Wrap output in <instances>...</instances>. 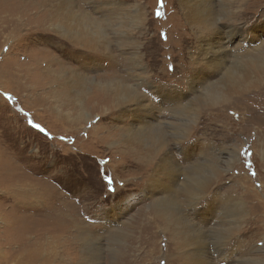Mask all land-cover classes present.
Here are the masks:
<instances>
[{
  "label": "rangeland",
  "instance_id": "rangeland-1",
  "mask_svg": "<svg viewBox=\"0 0 264 264\" xmlns=\"http://www.w3.org/2000/svg\"><path fill=\"white\" fill-rule=\"evenodd\" d=\"M57 1L0 0V264H29L18 247H30L33 240L42 244L52 234L73 239L76 220L86 223L101 248L89 264H190L183 257L187 248L175 242L184 231L155 230L148 222L142 227L145 218L138 213L158 217L152 198L166 192L147 189L138 155L120 152L126 143L120 129L143 121L132 118L129 107H114L108 92L96 87L112 75L140 83L135 87L154 123L172 122L166 137L181 170L206 157L216 161L196 204L178 199L179 216L194 219L204 234L199 247L204 264H264V85L243 94L232 91L215 108L198 105L196 97L221 74L202 67L201 57L194 59L208 40L198 41L181 0H70L72 12L84 10L104 29V54L57 33L62 18ZM236 1L238 9L243 5V20L236 22L232 47L239 46L241 54L264 49V0H226L224 7ZM17 17L23 24H14ZM133 56L143 71L132 64ZM76 74L92 84L74 92ZM189 104L195 115L175 112ZM29 120L46 132L29 127ZM193 120L187 138L175 141L174 126ZM245 149L250 156L243 155ZM227 151L235 152L233 161ZM28 188L38 192L37 199L24 194Z\"/></svg>",
  "mask_w": 264,
  "mask_h": 264
},
{
  "label": "bare ground",
  "instance_id": "bare-ground-1",
  "mask_svg": "<svg viewBox=\"0 0 264 264\" xmlns=\"http://www.w3.org/2000/svg\"><path fill=\"white\" fill-rule=\"evenodd\" d=\"M60 1L57 2H60V9L62 10L60 15H62V18L59 16L61 20L55 25L57 33L68 40L70 39L71 43L76 46L94 50L101 54L106 53L107 36L98 22L84 10L78 11L77 14L72 12L69 9L70 0ZM236 2V6L228 7V9L224 7L226 6V0H181L186 21L197 35L198 41L204 42L208 40L206 44L202 43L199 45L194 59L201 57L202 60H205L204 62L201 61L202 67L209 70L208 67L211 66L214 68L212 74H221L220 78L206 85L201 96L196 97L195 101L197 100L198 105L206 104L211 106V108L215 105L221 106L219 103L224 102L228 93L232 91L242 89V93L250 88H256L260 83L262 86L264 85V49L241 54V52L237 51L240 48L239 46L232 47L233 37L238 33L236 22L243 20V16H240L243 11V5L238 9V1ZM218 6H222L221 9L217 8ZM140 13L138 12L135 16L137 19L142 18V13ZM15 22L23 24L20 17L15 19L14 24H16ZM233 52L234 54H232ZM231 55H233V58L236 57L237 60L228 62V57ZM138 60V56H133L134 63L132 64L135 67L137 66L138 70H142L137 64ZM230 63L232 64L230 65ZM142 71L139 72L141 73ZM139 72L138 74L140 75ZM202 74L206 73L202 71ZM71 78L73 80L71 89L74 92L82 91L88 84H92L86 75L76 74ZM95 85L98 89L105 91V93L108 92L107 95L111 96L114 107H121L123 110L129 107L128 113L132 114V118L143 121L141 126L130 124L119 131L120 136H123L126 142L125 148L119 147L120 152L125 157L126 155H138L136 165L141 171V176L147 179V189L156 190L160 193L166 192V194L161 193L160 197L152 198L151 209L154 214H158V217H149L148 212L143 210L140 211L141 214L138 213V217L141 215L140 220L143 217L145 218L141 220L144 221L141 223L142 227L146 225L143 223L148 222L154 229L161 228V231L166 228L170 231L172 229L174 231L178 230L179 233L184 231L183 237L181 236L180 239L175 241L176 247H179L180 250L184 249V247L187 248L183 253V257L190 264H204L205 259L199 254V247L202 244L201 241H203L204 234L201 231H197L199 227L194 219L179 216L178 199L179 196H183L190 200L191 206L195 205L197 199L202 196L204 188L212 179L216 169V161L214 162L210 160L211 158L208 159L206 157L198 165L181 170L176 164L174 157L170 154V147L166 137L165 130L168 127H172V122L169 120L153 122L155 116L149 113V104L144 102L143 95L136 88L140 83L128 84L125 80L118 79L117 75H112L109 80L98 81ZM190 105L181 106L175 112L190 111V115H195V112H191ZM192 122L194 120L187 124L174 126L172 136L175 141L178 140L177 142H179L187 138L185 135L191 128ZM226 154H228L229 162L234 160L235 152L227 151ZM180 177L184 180L180 187L177 188L176 184ZM24 191L28 198H38V192L35 189L28 188V190L25 189ZM21 193L22 191H19V194ZM85 225L86 223L83 221H74L73 228H76L78 232L73 239L68 241H65V237L63 238L60 234H52L42 244H38L37 241L33 240L32 246L24 249L18 247V249L19 251L21 250L22 257L27 258L29 264H89V260L92 261L95 256L99 257L101 248H99L97 241L94 239L93 232L86 230L87 225ZM188 227H191V229L189 230ZM182 228H188V231ZM229 230L231 231L230 228ZM229 230H225L227 234ZM136 238L135 236L134 239ZM73 240L79 245L77 248L74 243H71ZM137 243L139 244V239ZM69 246L72 248H69ZM70 255L73 257H70Z\"/></svg>",
  "mask_w": 264,
  "mask_h": 264
},
{
  "label": "snow or ice",
  "instance_id": "snow-or-ice-1",
  "mask_svg": "<svg viewBox=\"0 0 264 264\" xmlns=\"http://www.w3.org/2000/svg\"><path fill=\"white\" fill-rule=\"evenodd\" d=\"M157 2H158V4H162V3H163V0H157ZM155 15H156L157 17H160V16L162 15V13L159 11V8H157V10H156V12H155ZM52 43H53V44H55V43H59V41H52ZM4 51L7 52L8 49H5ZM3 95H4V97H5L6 100H11V99H12V97H11L8 93H6V92L3 93ZM97 120H99V117H97ZM27 123H28L29 127H31V128H35L36 130H38V131L41 132V133L46 132V129H45V128H43L40 124L34 123L32 120H29ZM85 135H87V134L85 133ZM60 139H61V140H65L66 137H60ZM243 155H245V156H250L251 153H250L247 149H245L244 152H243ZM105 163H106V162H105ZM246 166H247V167H251L252 165H251V164H247ZM251 175L255 176L256 173H255V172H252ZM108 182H109V183L112 182V181H111V178H108ZM257 187H259V185H257Z\"/></svg>",
  "mask_w": 264,
  "mask_h": 264
}]
</instances>
